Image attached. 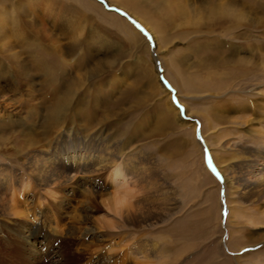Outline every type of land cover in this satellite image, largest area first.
Returning a JSON list of instances; mask_svg holds the SVG:
<instances>
[{"label":"rangeland","instance_id":"obj_1","mask_svg":"<svg viewBox=\"0 0 264 264\" xmlns=\"http://www.w3.org/2000/svg\"><path fill=\"white\" fill-rule=\"evenodd\" d=\"M126 1L134 5H139L137 3L140 2V0H6L1 2L0 55L6 58H3L4 63L1 61L0 63L9 68L12 66V63L8 61L7 53L2 51L10 46L11 52L20 53L18 60L22 59L26 63L25 66L27 65L34 82L19 83L13 72L14 68L8 69V75L4 73L5 67L1 68L0 83L6 91L0 95V118L6 115L18 119L19 123L14 126L15 130L34 131L37 132L36 135H45L42 120L36 118L34 114L30 117L26 116L30 115L31 108L41 110L44 104L42 93L45 91L42 87L49 73L52 75L50 81H53V84L60 83L63 74L56 72L61 64L53 62L61 60L59 55L62 48L58 45L62 47L67 44L69 36H72L75 30L81 35L82 33L87 35L89 32L87 28H82V31L79 29L78 26L83 24L82 21H77V25L70 30L67 28L68 32L61 28L63 24L59 25V22H55L53 18H62L60 23L65 22L67 18H63L65 16L63 14L57 16V13L52 16L55 11L53 9L58 8L67 7V12L72 9L76 12L77 18L91 15V18L96 20L94 23L104 25L110 40L117 42L118 47H115V50L121 51L123 55L118 60L117 67L92 75L88 93L93 92L97 87L103 94L111 93L110 88L104 85L113 79L116 72L119 73L121 69H116L123 65L132 71V75L127 82L118 80L122 89L128 86L127 84L142 65L144 69L149 68L151 73L158 77L160 83L166 84L164 79L166 78L176 88L168 71L169 66L167 71L164 70L163 62L165 56L169 57L175 52L179 56L186 54L190 43L189 38L192 35L179 37L172 34L175 28L170 26L167 35L169 39L164 43L162 36L165 34L158 31L155 24L158 18L155 14L163 10V7H157L149 0H143L140 6L132 7V4H126ZM106 4L125 11L130 17L117 10L108 9ZM55 6L58 8H54ZM145 8L154 16L147 17L143 14ZM257 35H260V32ZM20 36H23L24 41L31 47L21 44ZM72 44L70 40L68 49ZM203 47L205 46H201L200 50ZM78 48L81 50V47ZM109 50L103 49L100 56H97V52L89 50L74 51L76 53L67 59L76 58L75 61L81 63L82 70H90L97 64L96 62L102 61L108 55ZM115 50L113 52H116ZM195 55L194 52L191 53L187 60L189 69L187 72L194 71L192 62L196 60ZM179 61L181 63V60ZM132 63L135 65L134 68ZM136 63L139 64V68L136 67ZM198 75L203 76V74ZM194 80L201 81V77L196 75ZM201 82L207 85L212 82V79H203ZM257 85L260 86V94L264 93V80L260 75L247 87L256 88ZM149 87H151L150 82L147 81L139 84L134 90H122L118 86L122 91H113L112 95L121 98L119 104L108 108L113 110V115L98 111L96 118L99 121L108 118V136L114 132L119 121H121L118 126L119 131L126 128L133 130L134 125L138 127L137 129L142 128L145 133L141 134V140L138 138L139 134H134L136 142L132 146L141 151L144 150L143 152H150L155 161L154 165L160 173L156 182L167 183L170 192L166 191L163 195L159 186L150 189L149 195L143 191V196L145 194V197H150L147 201L140 197V203L143 205L136 206L138 204L136 197H131L129 201L132 206H124L123 211L118 215L114 211V205L111 203L110 207L109 204V200L117 190L109 177L107 178L109 173L95 175L97 179L92 181L93 185L87 186V192L84 190L86 195L79 188L65 185L41 187L31 175L25 172L27 152L3 153L0 150V163L2 167H6V174L12 176L15 170L17 172L15 175L18 177H14L16 181H20L13 189L14 191H7L4 195L11 203L13 199L16 200L17 206L14 208L18 214L8 213V216L0 214V264H16V261L18 264H62V259H67L69 264H143L138 261L140 254L135 252V247L149 244L158 245L163 250L159 254H155L156 250L154 251L149 258L152 264H264V213H262L264 204L256 210L247 197L240 198L239 194L232 192L225 184L227 177L232 178L229 170L232 157H227L230 150L224 149L223 144L243 142L246 136L241 128L243 125L239 128L238 126L231 128L228 122L213 123L211 119L209 125L204 127L205 115L213 113L216 119L215 116L221 114V108H231L230 101L234 96L250 103L253 96L247 91L248 88L242 90L243 87L239 89L230 87L222 92L220 88H211L212 90H205L201 97L195 95L197 98L176 92L182 104L185 106L186 103L190 104L196 127L179 126L180 120L175 121L174 117H169L163 125L164 132H153L148 136L149 128L160 123L156 112L166 108L165 100L167 99L164 92L155 99L150 98L146 94L150 90ZM53 89L61 95L59 86H53ZM84 94L87 95L85 91ZM138 100L137 107L129 109L124 114L121 111H117L119 114L115 113L121 104L125 103L124 107L127 108ZM35 102H38L36 107H34ZM79 102H82V99ZM234 111L235 107L229 115L236 118L238 114ZM75 112L78 116L76 122L83 124L79 117V109L76 108ZM117 120L119 121L116 122ZM67 121L70 123V117ZM224 126H229L230 130L222 128ZM218 128L220 129L218 135H216L217 132H211ZM200 130L209 134L207 135L209 146L206 143L203 144ZM10 134L14 133L10 132ZM220 134L222 136L219 137ZM42 138L38 147L45 148L49 137ZM126 138L119 137L118 144L126 141ZM16 143L20 146L22 142ZM232 151L235 150L232 149ZM215 154H218L224 162L219 164ZM208 157L211 158L209 161L215 164L220 182L213 174L215 171L212 172V169L209 171L206 166ZM83 178L85 176L78 173L74 176V183L82 182ZM222 208L223 216H221ZM243 208L245 211L240 212ZM115 223L119 226H115ZM15 229L22 230L24 234L30 233L31 238L28 239L30 243L25 244L23 237L16 239ZM21 245H36L34 247L36 250L29 249L23 257L17 252L20 251L19 248H22ZM20 255L22 259L19 258ZM28 259L31 263H27Z\"/></svg>","mask_w":264,"mask_h":264},{"label":"bare ground","instance_id":"obj_2","mask_svg":"<svg viewBox=\"0 0 264 264\" xmlns=\"http://www.w3.org/2000/svg\"><path fill=\"white\" fill-rule=\"evenodd\" d=\"M5 1L0 0V4ZM142 1L140 0V2ZM149 1L157 7H163V10L157 11V14H155L158 17L155 24L158 31L165 34V36H162L164 43L169 39L167 35L170 31V26L175 28L172 34L179 37H187L188 34H191L192 37L189 38L190 43L187 46L188 52L186 54L179 56L175 52L169 57L165 56L166 58L163 62L164 70L167 71V66H169L168 71L176 88L166 78H164L167 81L166 84L160 83L158 77L151 73L149 68L144 69L143 65L139 68L138 63H136V67L139 68V71L134 72L135 74L130 83L124 87L125 90H134L137 89L136 87L139 84L147 81L150 82L151 86L149 87V92L146 93L147 96L155 99L164 92V96L167 98L165 100L166 108L156 112V117L160 123L149 128L148 136L153 132H164L163 125L166 124V120L169 117H174L175 121L176 119L180 120L179 126L185 125L188 127L192 125L196 127L197 124L193 122L194 113L190 110V104L186 103V106L182 104L178 100L176 92L186 93L189 95L188 97L197 98L201 97L202 93L206 92L205 90H212L211 88H220V92L230 89V87H235L236 89L243 87V90L256 80L259 75L264 80V0ZM140 2L137 3L139 5H134L127 1L125 3L136 7L140 6ZM54 8H58V6ZM66 8L53 9L55 11L52 16L57 13V16L63 14L65 15L63 18H67L62 23H60L62 18H53L55 22H59V25L63 24L61 28L68 32L67 28L70 30L71 27L74 28L77 25V21H82L83 24L78 26L79 29L82 31V28H87L89 32L87 35H85L86 33L81 35L78 34L79 31L75 30V33L69 36V42L72 40L73 43L70 49H68L69 42L62 47L58 45L62 48L59 55L61 60L53 62L61 64L60 69H57L58 71L56 72L63 74L60 83L53 84V81H50L52 75L49 73L48 78L43 83L44 87H42L45 91L42 93V102L44 104L41 110L31 108L30 115L26 116L30 117L31 114H34L36 118L42 120V126L46 131L43 136L49 137L48 143L45 148H42V146L38 147L43 136L36 135L37 132L34 131L15 130L14 126L19 123V120L5 115L0 118V150L3 153L27 152L28 156L24 164L26 167L25 172L31 175L37 185L41 187L48 185L63 187L62 185H65L71 188H79L86 195L84 190L87 192V186L89 184L93 185L92 181L97 179L95 175L109 173L107 178L109 177L111 183L117 187L112 199L109 200V204L111 207L112 203L115 213L120 215L124 206H132L129 201L131 197H136V202L138 203L136 206H141L143 204L140 203V197L147 201V198L150 197L145 196L150 189L159 186L163 195H165L166 191L170 192V190L167 183L156 182V178L160 176V173L157 166L154 165L155 161H153L152 155L149 154L150 152L146 153L143 152L144 150L141 151V149L133 148L134 146H132L136 142L134 134H139L138 138L141 140V134L145 133L142 128L137 129L138 127L134 125L133 130L126 128L123 131H119L120 128L118 126L121 121L117 120L116 122L119 121L118 125L114 124L116 125L114 132L108 136V118H106L107 121L106 119L99 121L96 118L98 111L113 115V110L108 108L111 105L117 106L121 98L119 96L113 97L112 92L124 90L120 86V81L124 82L126 80L125 82H127L130 80L132 71L124 65L116 69L121 70L119 73L116 72L114 74L113 79L109 80L110 84L106 83L104 85L110 88L111 93L103 94L99 87L88 93L90 79L101 72L117 67V62L123 55H121V51L117 52L115 50V47H118L117 42L110 40L104 25L94 23L96 20L92 19L91 15L77 18L76 12L72 9L67 12ZM150 12L145 8L142 13L147 15V17H153L154 15H151ZM66 22L67 24H65ZM258 32H260V35H257ZM19 38L22 39L21 44L31 47L28 42L24 41L25 38L23 36ZM201 46L205 47L200 50ZM78 47H81V50ZM103 49H110V52L105 56L106 58L104 57L105 59L103 58L102 61L96 62L97 64L91 67L90 70H82V65L75 61L76 58L67 59V57H72L76 53L74 51L81 52L82 50L94 51L98 53L97 56H100L102 54L100 52ZM11 50L10 46L2 49L3 52L7 53L8 61L12 63L10 68H14L13 72L18 82H34V78L29 74L27 65L25 66L26 63L22 59L18 60L20 53L11 52ZM113 50L116 52H113ZM193 52L196 54V60L192 62L194 71L187 72L189 70L187 68V60ZM3 58L6 57L0 55V61L4 63ZM179 60H181V63ZM131 65L134 68L135 65L133 63ZM3 66L0 63V70ZM4 67V73L8 75V69L10 68L8 66ZM198 74H203V76ZM119 75L120 78L118 79ZM196 75L201 77V81L211 78L212 82L206 85L204 82L194 80ZM160 84L161 86H159ZM259 85L256 88L247 87V91L253 96L250 103L234 96L230 101L231 108H221L220 113L224 116L219 114L214 119V114L210 113V115H205L204 118V127L209 125L211 119L213 123L228 122L231 128H236L235 126L239 128V126L243 125L241 128L246 134L243 142L238 144L226 142L225 145L223 144L224 149L235 150L232 152L228 151L229 155L227 157H232V162L229 164L232 178L229 179L227 177L225 184L230 187L232 192L239 194L240 198L247 197V200L256 210L260 208V205L264 204V93L260 94ZM53 86H59L61 95L54 91ZM4 91L6 89L0 83V95ZM84 91L87 95L84 94ZM214 91L219 92L218 90ZM81 99L82 102H79ZM36 104L34 107L38 106V102ZM138 104L139 100L125 108V103H123L118 106L119 109H116L115 113L119 114L117 111H121L124 114L129 109L137 107ZM234 107V112L238 114L236 118L229 115ZM76 108L79 109V117L84 122L83 124L76 122L78 119L75 112ZM69 117L70 123L67 121ZM230 127L224 126L222 128L230 130ZM219 131L220 129L218 128V130H212L211 132H217L216 135H218ZM10 132L14 134L12 135ZM200 132L201 134H199L204 140L203 144L206 143L209 146L207 141V135L209 134L201 130ZM226 133L230 132L226 131ZM122 136L127 137L126 141L118 144V138H122ZM194 136L196 139V135ZM17 141L22 142L20 146L17 145ZM9 144L11 145L9 146ZM215 156L218 157L219 164L224 162L218 154H215ZM6 173V167H2L0 163V178H2V180L0 179V214L2 216H8V213L18 214L14 208L17 206L16 200L13 199V203H11L7 201L4 195L7 191H14L13 189L20 181H16L15 177L18 176L15 175L17 173L15 170L12 176ZM78 173H82L85 178H83L82 182L76 181L74 183V176ZM12 177L13 179H11ZM143 191L146 194L144 196L142 194ZM240 206L244 207V205ZM146 207L149 206L146 205ZM149 209L153 210V208ZM244 211L245 209L243 208L240 212ZM115 226L119 225L115 223ZM15 230L16 239L23 237L25 244L30 243L28 240L31 238L30 233L28 235L24 234L22 230ZM28 246L30 247L28 248ZM21 247L19 248L20 251L17 252L24 257L27 251L35 249L36 245H21ZM135 248V252L138 255L140 254V260L138 261L143 264H152L149 258L152 257L155 250V254L163 251L161 250L162 247L151 244L140 245ZM21 255L19 258H21ZM134 256L136 257V255ZM27 263H31V261L28 259ZM16 264H18L17 261ZM62 264H69V262L67 259H62Z\"/></svg>","mask_w":264,"mask_h":264},{"label":"crops","instance_id":"obj_3","mask_svg":"<svg viewBox=\"0 0 264 264\" xmlns=\"http://www.w3.org/2000/svg\"><path fill=\"white\" fill-rule=\"evenodd\" d=\"M224 215V209L222 208L221 209V216H223Z\"/></svg>","mask_w":264,"mask_h":264},{"label":"snow or ice","instance_id":"obj_4","mask_svg":"<svg viewBox=\"0 0 264 264\" xmlns=\"http://www.w3.org/2000/svg\"><path fill=\"white\" fill-rule=\"evenodd\" d=\"M137 27H139V25H137ZM143 31V29H141Z\"/></svg>","mask_w":264,"mask_h":264}]
</instances>
